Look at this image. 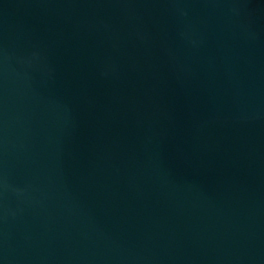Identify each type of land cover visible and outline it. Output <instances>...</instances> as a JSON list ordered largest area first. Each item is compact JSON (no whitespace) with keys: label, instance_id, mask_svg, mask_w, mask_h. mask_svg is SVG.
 I'll list each match as a JSON object with an SVG mask.
<instances>
[{"label":"water","instance_id":"95a60500","mask_svg":"<svg viewBox=\"0 0 264 264\" xmlns=\"http://www.w3.org/2000/svg\"><path fill=\"white\" fill-rule=\"evenodd\" d=\"M0 264H264V0H0Z\"/></svg>","mask_w":264,"mask_h":264}]
</instances>
